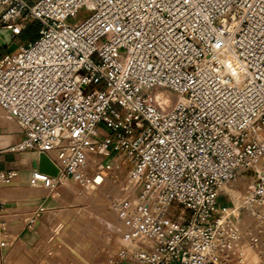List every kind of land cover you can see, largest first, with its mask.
Returning <instances> with one entry per match:
<instances>
[{
	"label": "built area",
	"instance_id": "built-area-1",
	"mask_svg": "<svg viewBox=\"0 0 264 264\" xmlns=\"http://www.w3.org/2000/svg\"><path fill=\"white\" fill-rule=\"evenodd\" d=\"M33 21L37 38L18 44ZM0 29L16 44L0 54L1 115L22 133L10 150L53 151L55 179L86 186L111 153L132 164L137 191L113 206L143 246L105 264H223L221 186L256 166L264 207V0H0ZM172 203L189 215L168 227ZM4 227L0 209V247Z\"/></svg>",
	"mask_w": 264,
	"mask_h": 264
},
{
	"label": "rangeland",
	"instance_id": "rangeland-1",
	"mask_svg": "<svg viewBox=\"0 0 264 264\" xmlns=\"http://www.w3.org/2000/svg\"><path fill=\"white\" fill-rule=\"evenodd\" d=\"M38 30L39 23L31 22L17 37L16 42L25 45L28 41H33L38 36ZM4 52L5 50L0 48V54ZM163 105V108L170 106L168 103ZM102 159L104 163L111 165L104 183L107 187L118 186L120 199L137 191V185L133 184L129 177L132 164L123 153H111ZM96 160L100 161L101 157H96ZM247 171L239 172L219 189L218 212L226 216V228L230 230L234 227L239 231L237 242L231 248H227L228 258L223 264H262L264 262L260 244L254 245L263 239L264 220H252L246 210L250 202L243 200V195L251 197L257 174L252 170L254 174L251 172L247 176ZM128 184H130L129 187ZM67 187L76 191L77 196L70 193ZM88 188L70 176L56 178L50 190L43 193V210L37 216L36 235L29 242L24 240L27 235L29 237V232L23 233L24 237L15 236L13 239L4 241V246L0 248V264H8L9 256L12 257L10 264H105L111 258L128 261L131 255L140 250L143 245L138 241L129 242L124 239L125 232L121 227L123 223L117 218L119 215L113 206L114 200L104 207V203L107 202L105 198L98 192L87 196ZM26 190L28 191L29 188ZM30 193L36 196L41 194L37 190L32 191L31 187ZM26 195H28L27 192H25ZM102 200L103 203H101ZM90 201L95 202L92 208L94 213L83 217L79 208L81 204ZM188 215L189 212L182 205L172 203L167 209L166 223L168 227H175L187 219ZM30 216L31 214L26 218L29 219ZM4 218L9 221L6 214ZM7 226L6 223L3 232ZM66 229L72 230L76 235H66L64 232ZM235 250H237L236 253ZM237 253L243 255L241 263L237 260Z\"/></svg>",
	"mask_w": 264,
	"mask_h": 264
},
{
	"label": "crops",
	"instance_id": "crops-1",
	"mask_svg": "<svg viewBox=\"0 0 264 264\" xmlns=\"http://www.w3.org/2000/svg\"><path fill=\"white\" fill-rule=\"evenodd\" d=\"M0 48L2 49L1 46ZM21 139L22 133L15 122L1 115L0 111V171L13 169L16 172V176L10 183H0L1 213L3 214V218L5 214L9 217V221L4 218L5 224L7 223L8 226L1 237L3 241L13 239L15 236L24 237L23 233L26 234V232H29V237L27 235V237H24V240L29 242L33 239L37 232V216L39 212L43 210V193L49 191L43 187V181L41 180L43 179L41 177L42 175L39 174L40 176H34L33 173L35 172H32L37 169V155L39 153L34 150L18 152L10 150V147L14 146ZM241 178L243 177L241 176ZM30 187L32 191L37 190V192L41 194L37 196L34 193L31 194ZM28 188L29 192L26 190ZM67 189L70 193L77 196L76 191L72 188L67 187ZM25 192H27L28 195L25 196ZM89 195L90 193H87V196ZM101 196H103L102 193ZM94 203V201H90L81 204L79 210L81 209V213L84 215L83 217L94 213L92 211ZM101 203H103V200ZM106 205L107 204L104 203V207H107ZM29 214H31V216L28 219L26 216ZM64 232L66 235H76V233L70 229H66ZM65 234L61 233V235ZM11 260L12 257L9 256L7 263L10 264Z\"/></svg>",
	"mask_w": 264,
	"mask_h": 264
},
{
	"label": "bare ground",
	"instance_id": "bare-ground-1",
	"mask_svg": "<svg viewBox=\"0 0 264 264\" xmlns=\"http://www.w3.org/2000/svg\"><path fill=\"white\" fill-rule=\"evenodd\" d=\"M156 99H157L158 103L162 107L164 106L163 105L164 103L170 104L172 102L171 95L169 93H165V92H162V91L157 93ZM37 156L39 157V154ZM47 156L48 157L50 156L52 158L53 151H48L47 152ZM42 160L44 161L42 163V169L47 170V168L50 166V164L47 161H45L46 159L44 157H42ZM250 169L254 170L256 172V174H257V170L258 169H257L256 166H250L248 168H245V169L242 170V172L249 170V171L246 172L247 176H248V174H250L252 172V170H250ZM252 173L254 174V172H252ZM102 175L103 176L101 178H99V177L97 178V180L99 181L98 185H93V184L88 185V187H89L88 191L89 192H87V193L91 194V193L98 192L99 195H101V193H102L104 198H105V200L107 201L106 204L107 203L110 204L111 200L120 199V197H121L120 188L118 186L107 187L106 184L104 183V181H105V179L107 177V173L103 172ZM54 181H55V177L50 178L49 182L47 184L49 186L45 185L44 182H43V187H45L46 189L50 190V188L54 184ZM228 182H230V181H228ZM129 185L130 184H128V187H129ZM243 200L246 201L247 203L250 202L248 204V206L246 207V210L248 211V214L252 217V220H254V221H261L262 220L263 221L264 220V211H263L264 207L261 206V204L258 202V200H256L253 197H245L244 195H243ZM82 216H84V215H82ZM117 218H118V220L120 219L118 216H117ZM224 219H226V216H224ZM121 227H122V229L125 232L124 239L126 241H129V240L126 239V233L128 232V228L126 226H124V225H121ZM230 231H231V233H233L234 236L232 237L233 239H231V242L230 241L229 242H230L231 245H234V243L237 242V239L239 237V231L236 228H234V227ZM4 232L2 231L1 237L4 234ZM259 240H261V238ZM259 240L257 242H259ZM259 244H260L261 251H262V259L264 260V258H263V255H264V246H263V244H264V236H263V239L260 241V243H254V245H258V246H259ZM236 252H237V250H235V253ZM236 256H237V260L241 263V261L243 260V257H242L243 255H240V254L237 253ZM262 264H264V262Z\"/></svg>",
	"mask_w": 264,
	"mask_h": 264
},
{
	"label": "water",
	"instance_id": "water-1",
	"mask_svg": "<svg viewBox=\"0 0 264 264\" xmlns=\"http://www.w3.org/2000/svg\"><path fill=\"white\" fill-rule=\"evenodd\" d=\"M12 38L10 36V30L9 29H0V45L5 48V51L7 53L12 52L16 48L15 43H11ZM9 46L7 47V45ZM42 157H44L50 166L47 168V170L42 169V163L44 162L42 160ZM37 169L40 172L46 173L51 177H56L58 175V168L56 165L52 162V160L43 152L39 153L38 161H37Z\"/></svg>",
	"mask_w": 264,
	"mask_h": 264
}]
</instances>
